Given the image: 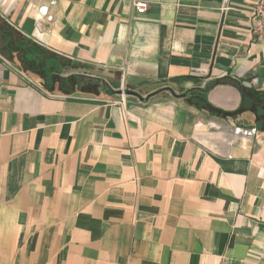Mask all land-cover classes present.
I'll return each instance as SVG.
<instances>
[{
  "label": "crops",
  "instance_id": "0c3cea01",
  "mask_svg": "<svg viewBox=\"0 0 264 264\" xmlns=\"http://www.w3.org/2000/svg\"><path fill=\"white\" fill-rule=\"evenodd\" d=\"M133 1L0 0L26 38L118 75L46 90L0 54V264H264L263 107L230 84L205 96L233 115L179 96L224 76L264 93L256 0Z\"/></svg>",
  "mask_w": 264,
  "mask_h": 264
},
{
  "label": "trees",
  "instance_id": "16d2710c",
  "mask_svg": "<svg viewBox=\"0 0 264 264\" xmlns=\"http://www.w3.org/2000/svg\"><path fill=\"white\" fill-rule=\"evenodd\" d=\"M10 27V26H9ZM17 33L19 31L13 30ZM8 37V45L13 51L17 52L14 60L18 61L19 66L29 72L35 74L41 78L42 86L46 90H58L60 92L73 93V92H88V93H101V92H113L115 91L108 83L101 77H90L81 71L80 69H86L80 62L60 59L57 55L51 53L48 49L39 46L33 40L26 38L22 35V41L16 42L12 45L13 32L3 30ZM71 70L65 72V70ZM66 73H64V72ZM88 76V77H87ZM84 79V81H83ZM218 84H230L237 86L244 97H253L256 100L255 105L263 107L261 115L264 117V93L262 95L253 89H248L240 83L238 79L231 78L229 76L218 77L209 80L203 88H192L187 92L186 96L196 101L202 100L205 102V106L212 110L217 115H233L237 113L241 108L228 112L221 108H216L206 98L205 94L217 86ZM116 92V91H115ZM263 96V99H261Z\"/></svg>",
  "mask_w": 264,
  "mask_h": 264
},
{
  "label": "built area",
  "instance_id": "2783aa9c",
  "mask_svg": "<svg viewBox=\"0 0 264 264\" xmlns=\"http://www.w3.org/2000/svg\"><path fill=\"white\" fill-rule=\"evenodd\" d=\"M134 9L137 10V12L144 13L147 11L148 8V2L146 0H134L133 1ZM40 13H42L43 16H47L50 20L53 18L52 15H49L47 13V6H42L40 8ZM251 16L254 22L253 31L255 35L258 37L260 41H264V0H256L252 5L251 10ZM123 83L121 84V88L124 90ZM122 102L125 101L124 94H122L121 98ZM251 134L252 130H247L245 133Z\"/></svg>",
  "mask_w": 264,
  "mask_h": 264
},
{
  "label": "rangeland",
  "instance_id": "374dc122",
  "mask_svg": "<svg viewBox=\"0 0 264 264\" xmlns=\"http://www.w3.org/2000/svg\"><path fill=\"white\" fill-rule=\"evenodd\" d=\"M9 26L10 25H8L5 22L4 17L2 15H0V54L2 53L7 58H9V59L15 61L16 63H18L17 60H14L15 57H16L17 52L13 51L12 48L8 45V37L5 35L3 30L13 32L12 42H10L12 45H15L16 42L19 43V42H21L23 40L22 39V34L20 32L17 33L15 31H13L14 29L11 26L10 27ZM79 71H81L82 73L90 76L91 78L94 77V76H98L99 75L102 78H107L109 81H110V78L114 79V80L118 79V75L116 73H113V75H111V73L109 74L106 71H100L98 69H96L94 72H89L87 69L85 71L80 69ZM83 81H84V79H83ZM114 86L116 87V85H114ZM119 88H121V85H119Z\"/></svg>",
  "mask_w": 264,
  "mask_h": 264
},
{
  "label": "water",
  "instance_id": "95a60500",
  "mask_svg": "<svg viewBox=\"0 0 264 264\" xmlns=\"http://www.w3.org/2000/svg\"><path fill=\"white\" fill-rule=\"evenodd\" d=\"M175 94H176V92L173 90V89H171ZM119 93H121V94H123V93H126V92H128V90H126V91H124L123 89L121 90H119L118 91ZM133 94H135V95H137V96H140L139 94H137L135 91H131ZM176 95H179V94H176ZM187 94H183V95H179V96H186ZM144 99H147V97L146 98H144Z\"/></svg>",
  "mask_w": 264,
  "mask_h": 264
}]
</instances>
